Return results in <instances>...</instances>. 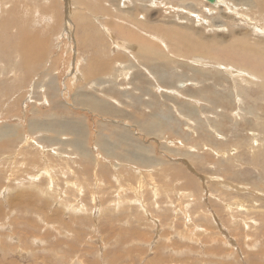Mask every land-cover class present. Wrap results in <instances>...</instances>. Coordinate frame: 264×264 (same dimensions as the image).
<instances>
[{"label":"rangeland","instance_id":"374dc122","mask_svg":"<svg viewBox=\"0 0 264 264\" xmlns=\"http://www.w3.org/2000/svg\"><path fill=\"white\" fill-rule=\"evenodd\" d=\"M219 1L0 0V264H264V0Z\"/></svg>","mask_w":264,"mask_h":264},{"label":"bare ground","instance_id":"6f19581e","mask_svg":"<svg viewBox=\"0 0 264 264\" xmlns=\"http://www.w3.org/2000/svg\"><path fill=\"white\" fill-rule=\"evenodd\" d=\"M206 2H207V0H205ZM234 1V0H233ZM104 2V1H103ZM236 2L237 3H243V2H241L240 0H236ZM260 2H262V1H260ZM124 3V2H123ZM259 3V2H258ZM264 3V2H263ZM263 3H261L260 5H262ZM207 4L208 5H211V6H214L215 7V9L220 5V1L219 0H215L214 2H210V3H208L207 2ZM222 4V3H221ZM256 4V3H255ZM121 5H122V3H121ZM244 5V4H243ZM257 5V4H256ZM119 6V5H118ZM221 6H224V4L223 5H221ZM228 6H231V5H228ZM97 7V6H96ZM95 7V8H96ZM140 7V6H139ZM142 7V6H141ZM140 7V8H141ZM193 7V6H192ZM236 7V6H235ZM240 7V6H239ZM243 7V6H242ZM105 8V7H104ZM139 8V9H140ZM248 8V7H247ZM260 8V7H259ZM259 8H257V10L259 9ZM261 8H262V6H261ZM191 8H189V10H185V11H191L190 10ZM225 9V8H224ZM226 9H228L227 7H226ZM243 9H244V7H243ZM136 10V9H135ZM142 10H143V8H142ZM209 10V9H208ZM212 10V9H211ZM211 10H209V11H211ZM232 10V9H231ZM239 10V9H238ZM237 10V11H238ZM247 10V9H246ZM249 10V9H248ZM252 10V9H251ZM106 11V10H105ZM138 12H139V10H137ZM206 11V10H205ZM220 11V10H219ZM229 11V10H228ZM235 11H236V9H235ZM242 11V10H241ZM109 12V11H108ZM142 12V11H141ZM135 13V12H134ZM183 13H185V12H183ZM191 13V12H190ZM208 13V12H207ZM228 13H230V12H228ZM241 13V12H240ZM108 14V13H107ZM186 14V13H185ZM234 14V13H233ZM237 14H238V12H237ZM263 14V13H262ZM262 14H260L259 13V15H257L258 17L260 16V15H262ZM134 15V14H133ZM188 15V14H187ZM229 15V14H228ZM242 15H243V12H242ZM209 16H210V14H209ZM245 16H247V15H245ZM253 16V15H252ZM192 17V16H191ZM257 17V18H258ZM187 18V17H186ZM200 18V17H199ZM260 18V17H259ZM263 18V17H262ZM253 19V18H252ZM130 20H132V18L130 19ZM134 20H135V18H134ZM261 20V19H260ZM239 21V20H238ZM139 23V22H138ZM249 23V22H248ZM141 24V23H140ZM0 25H1V23H0ZM134 25H136V24H134ZM211 25V24H210ZM4 26V25H3ZM137 26H139V25H137ZM2 27V26H1ZM140 28H143V26L141 25V27ZM176 28V27H175ZM180 28V27H179ZM187 28V27H186ZM254 28V27H253ZM4 29V28H3ZM147 29V28H146ZM172 29V28H171ZM181 29H183V28H181ZM224 29V28H223ZM141 30V29H140ZM260 30V29H259ZM144 31V30H143ZM171 31V30H170ZM175 31V30H174ZM176 31H178V30H176ZM190 31V30H189ZM194 31V30H193ZM192 32V31H191ZM197 32V31H196ZM262 32V31H261ZM162 33V32H161ZM160 33V34H161ZM174 33V32H173ZM178 32H176V34H177ZM183 33V32H182ZM186 33V32H185ZM175 34V35H176ZM180 34V33H179ZM188 34H190V33H188ZM200 34V33H199ZM171 35H172V31H171ZM174 35V36H175ZM198 35V34H197ZM134 36V35H133ZM132 36V37H133ZM177 36V35H176ZM183 36V35H182ZM185 36V35H184ZM172 37H173V35H172ZM181 37V36H180ZM186 37V36H185ZM187 37H189L188 35H187ZM197 37V36H196ZM183 38V37H182ZM200 38V37H199ZM198 38V39H199ZM201 38H204V36L203 37H201ZM144 39V38H143ZM160 39V38H159ZM177 39H178V36H177ZM195 39H197V38H195ZM67 40V39H66ZM170 40H171V38H170ZM191 40H192V38H191ZM206 40H208V39H206ZM139 41V40H138ZM145 41H148V40H140L138 43H139V45L137 46V47H135V48H137V49H140V51L142 50V51H146V52H148V54L149 53H151V50L154 48L152 45H151V43L149 44V42L147 43V42H145ZM172 41H174V40H172ZM136 42V41H135ZM153 42V41H152ZM163 42V41H162ZM170 42V41H169ZM175 42V41H174ZM178 42H179V44H185L186 46H187V55H188V53H196L197 51H198V47H200V46H206V47H210L209 45H207V44H201L202 43V41H201V43L199 42V41H191V42H187V41H184V39H181V38H179L178 39ZM137 43V42H136ZM176 43V42H175ZM175 43H173L174 44V47H175ZM113 44H115V43H113ZM121 45H126L125 43H120ZM153 44H157V43H153ZM172 44V45H173ZM214 44V43H213ZM215 45V44H214ZM156 46V45H155ZM162 46H165V45H162ZM239 46H241L240 44H239ZM27 47H30V46H28V45H25V44H23V43H18L17 44V51L18 52H20V54L23 56V59H26L27 57H28V55L30 54V52H29V49L27 48ZM158 47V46H157ZM180 47H182V46H180ZM217 47V46H216ZM234 47V46H233ZM117 48H119V47H117ZM121 48H122V46H121ZM156 48V47H155ZM219 48V47H218ZM245 48V47H244ZM251 48V47H250ZM253 48V47H252ZM160 49V48H159ZM167 49V48H166ZM202 49H204V48H202ZM201 49V50H202ZM212 49V48H211ZM154 50V49H153ZM206 50V49H205ZM221 50V49H220ZM228 50V49H227ZM226 50V51H227ZM259 50V49H258ZM123 51V50H122ZM162 51V50H161ZM177 51H179V50H177ZM181 51V50H180ZM183 52H184V50H182ZM181 51V52H182ZM207 51V50H206ZM216 51V50H215ZM236 51V50H235ZM253 51V50H252ZM154 52V51H153ZM210 52V51H209ZM213 52V51H212ZM156 53H157V51H156ZM243 53V52H242ZM183 54V53H182ZM204 54V53H203ZM115 55H117V54H115ZM140 55V54H139ZM138 55V56H139ZM152 55V54H151ZM196 55V54H195ZM205 55V54H204ZM206 55H208V54H206ZM213 55H214V53H213ZM217 55H219V54H217ZM221 55H222V53H221ZM227 55V54H226ZM225 55V56H226ZM157 56H159L158 54H157ZM193 56V55H192ZM192 56H191V58H192ZM215 56H216V54H215ZM164 57H165V55H164ZM186 57V56H185ZM206 57V56H205ZM109 58V57H108ZM160 58H163V57H160ZM201 58V57H200ZM225 58V57H224ZM132 59V58H131ZM202 59V58H201ZM228 59V58H227ZM164 60V59H163ZM162 60V61H163ZM205 60V59H204ZM142 61V60H141ZM147 61V60H146ZM22 62V61H21ZM209 63V62H208ZM208 63H206L205 62V64H208ZM251 63V62H250ZM221 64V63H220ZM194 65V64H193ZM213 65H215V64H213ZM222 65V64H221ZM251 65V64H250ZM253 65H257V64H253L252 63V66ZM224 66V65H223ZM248 66V65H247ZM263 66V65H262ZM255 67V66H254ZM259 69H261V67L259 68ZM264 69V68H263ZM22 70V69H21ZM262 70V69H261ZM22 71H24V70H22ZM242 71V70H241ZM260 71V70H259ZM94 72V71H93ZM207 72H209V71H207ZM84 73V72H83ZM90 73H91V71H90ZM244 73H245V71H244ZM260 73V72H259ZM255 74V73H254ZM261 74H262V72H261ZM83 75H85V74H83ZM125 75V74H124ZM254 76V75H253ZM260 76V75H259ZM255 77H257V76H255ZM261 77V76H260ZM262 77H263V75H262ZM249 78V77H248ZM90 79V78H89ZM252 79V78H251ZM262 79V78H261ZM254 80V79H253ZM264 87V86H263ZM174 93V92H173ZM172 93V94H173ZM178 93V92H177ZM191 98V97H190ZM94 106H96L100 111H106L105 110V108L103 107V106H101L100 104V106H97V105H95V104H93ZM106 112H109L108 110L106 111ZM147 127V126H146ZM87 153V152H86ZM86 161V160H85ZM66 167V166H65ZM68 169V168H67ZM65 171V170H64ZM69 171V170H68ZM71 171V170H70ZM67 173V172H66ZM71 173V172H70ZM27 179H29V178H27ZM30 179H32V178H30ZM34 180V179H33ZM30 181V180H29ZM17 185H18V183H17ZM20 185V184H19ZM2 197H3V195H2ZM80 209V208H79ZM56 216V215H55ZM58 216V215H57ZM261 216V215H260ZM259 216V217H260ZM59 218V217H58ZM20 219H22L21 217H20ZM262 219V218H261ZM244 239V238H243ZM71 246V245H70ZM69 248V247H68ZM72 247H70V249H71ZM21 250H23L22 248H21ZM72 250V249H71ZM19 251V250H18ZM178 251V250H177ZM237 251V250H236ZM65 252V251H64ZM20 253H21V251H20ZM24 253V252H23ZM64 254V253H63ZM66 254V253H65ZM27 255V254H26ZM25 254L24 255H20V256H24V258H25V256H26ZM19 256V255H18ZM171 257V256H170ZM22 258V257H21ZM27 258V257H26ZM154 258V257H153ZM164 258H166L165 256H164ZM169 258V257H168ZM28 259H30V258H28ZM171 259V258H170ZM176 258H174V260H175ZM23 260H25V259H23ZM151 260H152V258H151ZM151 260H149V261H151ZM28 261V260H27ZM26 261V262H27ZM171 261V260H170ZM173 261V260H172ZM96 262V261H95ZM109 262V261H108ZM112 262V261H111ZM110 262V263H111ZM168 262H169V259H161V258H158L157 259V264H168ZM29 263H30V261H29ZM35 263V262H34ZM150 263H152V262H150ZM154 263V262H153ZM152 263V264H153ZM175 263H177V260L175 261ZM10 264H15V263H10ZM21 264V263H20ZM36 264V263H35ZM38 264V263H37ZM90 264V263H89ZM148 264V263H147ZM173 264V263H172Z\"/></svg>","mask_w":264,"mask_h":264},{"label":"water","instance_id":"95a60500","mask_svg":"<svg viewBox=\"0 0 264 264\" xmlns=\"http://www.w3.org/2000/svg\"><path fill=\"white\" fill-rule=\"evenodd\" d=\"M214 1H215V0H207L208 3H210V2H214Z\"/></svg>","mask_w":264,"mask_h":264}]
</instances>
